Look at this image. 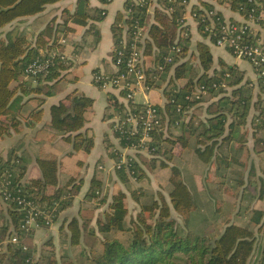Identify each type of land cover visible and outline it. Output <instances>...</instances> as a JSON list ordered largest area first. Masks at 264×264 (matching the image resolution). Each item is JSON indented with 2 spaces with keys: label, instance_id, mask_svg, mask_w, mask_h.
Segmentation results:
<instances>
[{
  "label": "trees",
  "instance_id": "16d2710c",
  "mask_svg": "<svg viewBox=\"0 0 264 264\" xmlns=\"http://www.w3.org/2000/svg\"><path fill=\"white\" fill-rule=\"evenodd\" d=\"M58 1L0 0V28L15 19L37 14L46 5ZM213 1H200L190 9L200 35L209 38L211 43L220 36L221 23H242L226 20L215 4H227L244 20L264 27V0ZM151 3L152 0H127L124 11L117 13L111 25L112 60L117 50L124 48V35L125 48H128L139 29L142 36L146 32L143 40L137 42L141 47L144 84L151 89H161L164 98L162 105L151 103L158 109L159 125L151 132L147 152H136L129 164L116 168L138 210L128 220L126 193L117 189L102 213L95 215L97 205H86L81 207L78 216L66 221L67 232L59 248L52 238L38 245L34 242L35 229L54 223L72 203L81 184L76 185L74 177L59 184L55 158H37L40 176L24 179V159L10 153L6 158L0 157V186L8 182L11 194L32 200L38 215L33 225L24 226L25 209L14 201H4L0 190V264H264V182L257 188L252 182L245 185L242 172L230 169L227 178L234 183L227 187L226 197L215 198L212 214L206 217L207 221L205 217L201 221L197 218L201 224L195 228L197 224L192 225L191 220L197 206L192 189L182 170L168 164L176 154L174 146L177 145L180 149L193 148L202 162L213 160L216 174L225 170L220 160L225 156L220 155L218 143L220 140L228 143L235 138L233 132L245 121L251 90L240 83L241 75L234 69L209 72L212 54L205 40H197L192 51L190 29L184 24L188 0H156L150 10ZM105 13L104 7L91 11L88 0H78L72 12L63 10L60 22L56 23L54 18V26L46 25L41 29L33 43L20 31L8 32L6 39H0V137L10 128L16 132L21 130L18 122L13 124V118H6L17 90L36 96L39 102L28 113L36 120V109L44 97L62 92L64 83L71 81L68 74L72 61L67 54L73 50H68L67 43L61 39L62 33L72 32L74 26H87L96 42L99 30L89 21H99ZM254 32L248 24L243 40L255 43ZM225 48L234 54L231 47ZM52 52L62 53L65 58L51 57ZM37 57H51L53 63L46 72L27 76L26 65ZM195 59L197 64L193 63ZM117 72L115 69L111 74ZM259 78L264 94V79ZM13 82L17 83L15 87H12ZM200 86L205 88V94H196ZM92 102L91 97L73 92L67 104L51 105L47 123L50 133L73 141L84 153L90 152L93 137L82 128ZM128 106L139 111L145 104L133 101ZM125 108V103L113 97L108 119L115 114L121 116ZM256 109L252 134L255 150L259 152L264 150V139L259 135L264 128V96ZM228 118L232 120L227 124ZM113 125L114 121H110L111 131L120 146L128 145L130 141L113 130ZM226 125L230 133L224 136ZM119 154V150L113 149L114 163L119 160ZM166 167H169L166 181L169 203L160 191H154L156 194L149 198L146 190L130 187L132 178L144 177L145 168L154 171ZM201 182L204 185L203 180ZM100 186V181L94 178L86 193L91 203L106 200L100 195ZM216 186L219 195L220 186L217 183ZM212 188L207 185L210 193ZM7 236H15L17 241H7Z\"/></svg>",
  "mask_w": 264,
  "mask_h": 264
},
{
  "label": "crops",
  "instance_id": "0c3cea01",
  "mask_svg": "<svg viewBox=\"0 0 264 264\" xmlns=\"http://www.w3.org/2000/svg\"><path fill=\"white\" fill-rule=\"evenodd\" d=\"M77 1L60 0L46 5L45 9L37 14L15 19L0 28V39H6L8 32L20 31L26 34L30 43H33L35 35L41 29L46 25L54 26V23H52L54 18H56V23L60 22L63 10L72 12L76 8ZM126 1L109 0L104 4L99 0H88L91 11L95 7L106 8L104 18L99 21H89V23L94 24L99 30V39L96 42H94L93 35L87 31V26H74L72 32L62 33L61 39L67 43L68 50H73L67 54L69 60L72 61L68 74V78L71 81L64 83V90L62 92L44 97L40 106L36 109V120L31 119L28 114L39 102L35 95L23 94L20 90H17L10 101L6 118H13V124L18 122L21 130L16 132L10 128L0 137V157L6 158L10 153L21 156L26 166L24 179H36L40 176V171L36 165L37 158H55L58 161L57 175L59 184H62L71 177L75 178L74 183L76 185L81 184L78 193L73 197L72 203L60 213L54 223L48 227H38L35 229L34 242L38 245L52 238L57 247H59L61 238L64 240V234L67 232L65 228L66 221L78 216L81 207L86 205H97L94 214L102 213L107 209L111 195L117 189H121L126 193L128 214L138 210L137 203L132 199L129 190L118 177L112 156L113 149L120 150L122 146H120L119 140L113 136L110 128L108 115L111 110V100L113 97H116L120 102L126 103V101L120 92L110 88H101L93 79V73L96 70L111 74L116 69L112 62L114 43L111 25L117 13L124 11ZM200 1L214 3L213 0H188L184 14V24L189 26L190 29V48L194 51L195 42L197 40H205L209 44L212 54V66L209 72L214 73L224 69H234L239 72L241 75L240 83L245 84L251 90L250 104L244 123L238 125L233 132L235 138L228 143L221 140L218 143L220 155L225 156L220 159L223 160L221 165L225 164L226 166L225 170H221L220 173L216 174L213 160L202 162L198 159L193 148L180 149L177 145L174 146L176 154L168 164L169 167L170 165H176L182 170L181 172H183L182 168H185L187 175H189V171H192V175L195 174V178H199L200 181L203 180L205 186L219 184V200L226 197L227 187L229 184L234 183L233 180L227 178L230 169L242 172L245 185L248 184L247 182H252L257 188V186L264 182V150L259 152L255 150V139L252 134V121L258 112L256 105L260 104V98H263V91L258 74L247 60L234 55L225 47L214 45L209 38H203L200 35L196 21L190 12L191 7ZM155 5L156 0H152L150 10ZM215 8L221 11L226 20L246 21L237 12L232 11L227 4H215ZM262 16L264 18V5ZM249 24L254 29L256 38L264 42V27L254 22H249ZM145 36L146 32L143 34L141 40ZM193 63L197 64V59L193 60ZM16 85V82L12 83V87ZM73 92L83 93L93 99L92 105L86 113V121L82 128V131L87 132L93 137V147L88 153L78 150L73 141H68L61 136H53L47 127V123L50 120L49 110L51 105L58 102L67 104L68 96ZM140 92L142 93L140 95L143 100H135L134 95L133 101L136 103L150 102L162 105L164 102L161 89L152 88ZM235 119L237 120V118ZM231 120V118H228L227 124ZM228 133L230 131L228 125H226L223 135H228ZM259 135L264 139V128ZM187 155L194 157L190 159V163L194 165L195 160L196 165L189 166L185 163L184 157ZM169 167L154 171L145 168L144 177H140L139 179L132 178L129 182L130 187L142 188V184L144 182L150 183L152 177L155 175L160 180H158V183L163 186V189L157 188L155 191L162 192L165 200L169 203L166 184ZM183 176L185 175L183 174ZM94 178L100 181V195L106 198L102 203H91L86 199V193ZM206 191L210 196V201H214V197H211L207 189ZM262 205L264 207L263 200Z\"/></svg>",
  "mask_w": 264,
  "mask_h": 264
},
{
  "label": "built area",
  "instance_id": "2783aa9c",
  "mask_svg": "<svg viewBox=\"0 0 264 264\" xmlns=\"http://www.w3.org/2000/svg\"><path fill=\"white\" fill-rule=\"evenodd\" d=\"M139 1L143 0H135V2ZM249 22V20H246L239 24L228 21L224 24L221 23L219 29L220 36L213 44L231 47L236 56L247 60L258 76L264 79V42L260 39H257L255 43L243 40ZM138 39H142L140 29L136 32L134 40L128 48H125L126 39L124 35L122 41L124 48L117 50L115 59L112 60L114 67L118 70L117 73L107 74L100 71L93 73L94 82L99 83V87L122 92L123 99L126 101V108L122 111V117L120 114H115L110 119V121H114L113 130L119 131L120 134L124 135L126 140L130 141L128 145L120 147L122 150L118 149L120 154L119 160L114 165L115 169L129 164L136 152H147V141L151 138L152 130L159 125L158 109L151 105L150 102L143 103L145 107L139 111H133L132 107L128 106L129 102H133L137 91L151 89L144 84L145 73L142 64L141 47L137 44ZM125 49H128V52ZM50 55L51 57L59 55L61 59L65 58L62 53L52 52ZM51 57H37L31 60L25 67V74L28 76L46 72L48 67L53 63ZM195 92L202 95L206 93V90L203 86H200ZM196 97L199 96L197 95ZM8 188V182L0 186L2 199L4 201H14L21 205L26 211L24 226L33 225L35 217L38 215V210L35 208L32 200L27 199L21 194H11ZM5 240L10 242L17 241L15 236H7Z\"/></svg>",
  "mask_w": 264,
  "mask_h": 264
},
{
  "label": "rangeland",
  "instance_id": "374dc122",
  "mask_svg": "<svg viewBox=\"0 0 264 264\" xmlns=\"http://www.w3.org/2000/svg\"><path fill=\"white\" fill-rule=\"evenodd\" d=\"M140 94H142L140 91H137L135 93V100L136 99L139 100V101L143 100ZM109 121H110V119H109ZM192 158H194V157L193 156L189 157L188 155L185 156L184 157L185 163H187L189 166L196 165V161L194 159L193 160H194L195 163H194V165L193 164L191 165L190 159H192ZM195 168H197V166H195ZM182 169H183V174L185 175V178L187 180V183L190 185V187L192 189V192L194 194L195 200H196L197 208H196L195 213L192 214V218L195 219V220L192 219L191 223H192V225H194V223H196L197 225H194L195 228H199L198 225L201 224V223H199V221H197L196 219L197 218L198 219L201 218L200 219V221H201L202 217H205L204 220L207 221L206 217H209L210 213L212 214V211H213L212 210V206H213V204H215V202L214 201H210V199H209L210 196L208 195V193L206 191L207 186H204L199 178L198 179L195 178V174L192 175L193 174L192 171H189V173H188L189 175H187V173L185 172V168H182ZM151 180L152 181L150 183L149 182L148 183L144 182L142 184V188L144 190H146L149 198L154 196L153 193L156 192L155 189H157V188L163 189V186H161V184L158 183L160 180H159V178H157V176L155 177V175H154V177H152ZM212 187L213 188L211 189V193L210 194H211V197H214V199H215V198H217L219 196L218 195V190H217V186L215 184L212 185ZM135 213H136V211L131 213V214L135 215ZM131 214L127 215L128 220H129V217L131 216ZM172 215L177 217L173 213H172ZM220 220H222V218ZM56 247H57V245H56ZM57 248H59V247H57Z\"/></svg>",
  "mask_w": 264,
  "mask_h": 264
}]
</instances>
